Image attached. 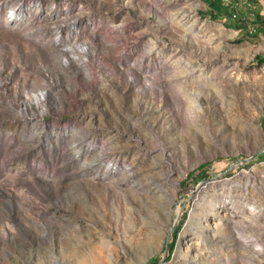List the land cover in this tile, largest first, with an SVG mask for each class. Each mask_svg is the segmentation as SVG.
I'll return each mask as SVG.
<instances>
[{
    "label": "rangeland",
    "instance_id": "obj_1",
    "mask_svg": "<svg viewBox=\"0 0 264 264\" xmlns=\"http://www.w3.org/2000/svg\"><path fill=\"white\" fill-rule=\"evenodd\" d=\"M206 8L0 0V264H264V35Z\"/></svg>",
    "mask_w": 264,
    "mask_h": 264
},
{
    "label": "trees",
    "instance_id": "obj_2",
    "mask_svg": "<svg viewBox=\"0 0 264 264\" xmlns=\"http://www.w3.org/2000/svg\"><path fill=\"white\" fill-rule=\"evenodd\" d=\"M206 4V9L199 11L200 15H206L209 19L214 21H224L227 26L238 30H244L252 36H258L262 33L264 35V14L261 13L258 6L259 0H248L251 6L245 5V9L242 12L235 5H225L223 1L227 0H202ZM236 12V17H233V12ZM248 23H251L255 31L250 33ZM254 63H264V56L255 55L253 59ZM172 248L168 250L166 259L170 257Z\"/></svg>",
    "mask_w": 264,
    "mask_h": 264
},
{
    "label": "built area",
    "instance_id": "obj_3",
    "mask_svg": "<svg viewBox=\"0 0 264 264\" xmlns=\"http://www.w3.org/2000/svg\"><path fill=\"white\" fill-rule=\"evenodd\" d=\"M223 3L225 5H235L236 7H240L241 5H243V8L245 9V5H247L248 7L251 6L250 2L248 0H241V3L237 0H227V1H223ZM233 17H236V12L234 11L233 14H232ZM255 31V28L254 26L252 25V30L249 31L250 33L254 32Z\"/></svg>",
    "mask_w": 264,
    "mask_h": 264
},
{
    "label": "crops",
    "instance_id": "obj_4",
    "mask_svg": "<svg viewBox=\"0 0 264 264\" xmlns=\"http://www.w3.org/2000/svg\"><path fill=\"white\" fill-rule=\"evenodd\" d=\"M258 6L260 7L261 13L264 14V0H259ZM238 9L241 10L242 6H240ZM243 10H244V8H243Z\"/></svg>",
    "mask_w": 264,
    "mask_h": 264
},
{
    "label": "bare ground",
    "instance_id": "obj_5",
    "mask_svg": "<svg viewBox=\"0 0 264 264\" xmlns=\"http://www.w3.org/2000/svg\"><path fill=\"white\" fill-rule=\"evenodd\" d=\"M12 17V16H11ZM251 30H252V27H251ZM182 85V84H181ZM180 89L183 91V87L181 86ZM181 90H179L181 92ZM182 98V97H181Z\"/></svg>",
    "mask_w": 264,
    "mask_h": 264
},
{
    "label": "water",
    "instance_id": "obj_6",
    "mask_svg": "<svg viewBox=\"0 0 264 264\" xmlns=\"http://www.w3.org/2000/svg\"><path fill=\"white\" fill-rule=\"evenodd\" d=\"M244 160H246V159H244Z\"/></svg>",
    "mask_w": 264,
    "mask_h": 264
}]
</instances>
